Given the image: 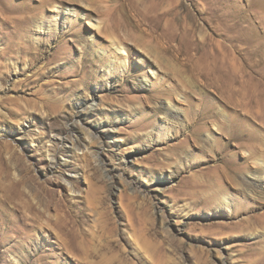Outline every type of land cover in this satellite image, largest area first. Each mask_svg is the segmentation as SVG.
<instances>
[{"label": "rangeland", "instance_id": "374dc122", "mask_svg": "<svg viewBox=\"0 0 264 264\" xmlns=\"http://www.w3.org/2000/svg\"><path fill=\"white\" fill-rule=\"evenodd\" d=\"M258 93L264 0H0V264H264Z\"/></svg>", "mask_w": 264, "mask_h": 264}, {"label": "bare ground", "instance_id": "6f19581e", "mask_svg": "<svg viewBox=\"0 0 264 264\" xmlns=\"http://www.w3.org/2000/svg\"><path fill=\"white\" fill-rule=\"evenodd\" d=\"M70 11V10H69ZM96 27L99 31H103V27H102V23L101 22H97L96 23ZM109 33V38L111 39V42L113 44V47H115L116 49V52L117 53H125L126 52V46H125V43L123 41H121L118 36H116V34H114L113 32H108ZM214 58L218 59V62L220 63V59L219 57L214 54ZM122 64L123 65H127V59H123L122 61ZM147 81L149 82V80L147 79ZM263 102H264V96L261 95V94H256L255 95V106L257 108V111L256 113H254V117L259 121V122H262L264 121V116H263ZM172 109H176L174 107V105L172 104V102H169L168 103V110L169 111H172ZM232 132V131H231ZM239 134V133H238ZM232 135V134H231ZM246 135L244 134H241V137H244L245 138ZM240 136L239 135H236L234 136V139L235 140H238V139H241L239 138ZM251 137L249 136L247 139H250ZM231 140V139H230ZM231 142V141H230ZM258 163L259 164H263L262 161L258 160ZM255 179H258L259 181H264V178L260 177V176H256L254 177Z\"/></svg>", "mask_w": 264, "mask_h": 264}]
</instances>
